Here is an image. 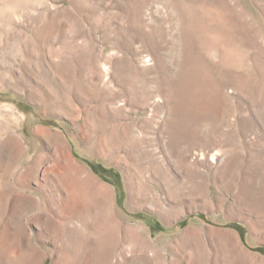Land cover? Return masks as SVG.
Instances as JSON below:
<instances>
[{
  "label": "rangeland",
  "instance_id": "1",
  "mask_svg": "<svg viewBox=\"0 0 264 264\" xmlns=\"http://www.w3.org/2000/svg\"><path fill=\"white\" fill-rule=\"evenodd\" d=\"M0 264H264V0H0Z\"/></svg>",
  "mask_w": 264,
  "mask_h": 264
}]
</instances>
